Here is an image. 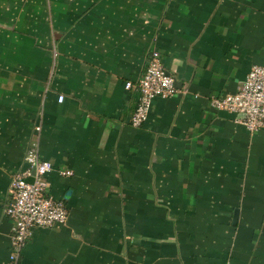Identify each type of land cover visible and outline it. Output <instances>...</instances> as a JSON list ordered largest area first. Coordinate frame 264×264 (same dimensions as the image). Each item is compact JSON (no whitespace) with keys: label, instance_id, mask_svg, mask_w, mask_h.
Listing matches in <instances>:
<instances>
[{"label":"crops","instance_id":"0c3cea01","mask_svg":"<svg viewBox=\"0 0 264 264\" xmlns=\"http://www.w3.org/2000/svg\"><path fill=\"white\" fill-rule=\"evenodd\" d=\"M153 50L178 92L134 128ZM255 65L264 0H0V264L35 142L69 216L20 264H264V129L210 104Z\"/></svg>","mask_w":264,"mask_h":264},{"label":"built area","instance_id":"2783aa9c","mask_svg":"<svg viewBox=\"0 0 264 264\" xmlns=\"http://www.w3.org/2000/svg\"><path fill=\"white\" fill-rule=\"evenodd\" d=\"M135 88L139 93L137 108L131 117V126L140 128L148 119L156 99H170L178 92L176 79L168 74L158 50L150 52L147 66L137 86L130 82L126 89ZM64 98L59 97L62 103ZM213 110L237 117V123L254 133L264 129V65H255L240 84L235 94L210 100ZM40 131V128H36ZM28 169L13 175L9 187V200L4 214L12 222L10 236V264H20L24 249L35 228L53 229L68 221V209L63 200L50 194L49 174L52 164L39 155V142L28 149L25 156ZM72 176L71 172L62 173Z\"/></svg>","mask_w":264,"mask_h":264},{"label":"water","instance_id":"95a60500","mask_svg":"<svg viewBox=\"0 0 264 264\" xmlns=\"http://www.w3.org/2000/svg\"><path fill=\"white\" fill-rule=\"evenodd\" d=\"M176 85H177V83H176ZM237 219H238V211H236L235 214H234V222H236Z\"/></svg>","mask_w":264,"mask_h":264}]
</instances>
